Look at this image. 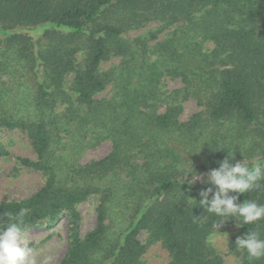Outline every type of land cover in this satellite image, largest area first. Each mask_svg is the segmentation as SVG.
Listing matches in <instances>:
<instances>
[{"label": "trees", "instance_id": "trees-1", "mask_svg": "<svg viewBox=\"0 0 264 264\" xmlns=\"http://www.w3.org/2000/svg\"><path fill=\"white\" fill-rule=\"evenodd\" d=\"M168 80L182 86L166 90ZM191 99L201 111L183 121ZM2 130L27 135L37 159L18 161L46 182L0 204V222L18 218L27 231L65 219L60 264H146L155 244L167 264H225L211 239L231 228L228 253L264 264L234 245L247 231L264 238V220L230 219L218 231L220 218L198 203L212 185L182 177L186 155L199 174L228 150L233 164L259 157L253 164L264 165V0H0ZM106 141L108 156L81 163ZM8 154L0 144V157ZM260 183L238 203L264 204ZM93 195L97 225L82 237L78 206Z\"/></svg>", "mask_w": 264, "mask_h": 264}, {"label": "rangeland", "instance_id": "rangeland-1", "mask_svg": "<svg viewBox=\"0 0 264 264\" xmlns=\"http://www.w3.org/2000/svg\"><path fill=\"white\" fill-rule=\"evenodd\" d=\"M158 24H151L147 28L131 33L132 37L140 36L147 33V30L156 29ZM168 32L161 33L153 43L164 39ZM113 64H118V60L106 63L107 69ZM166 90L180 88V81L168 80L164 83ZM201 107L191 99L184 103V112L181 116L183 121H188L192 116L199 113ZM0 144L9 152L8 156L0 157V204L11 201H23L33 196L45 185L46 178L40 173L30 168L22 166L18 158H28L36 160L37 156L27 135L19 130H2L0 131ZM112 143L103 142L98 147L86 151L81 163L87 164L93 160H100L110 154ZM258 158L248 160L255 163ZM207 171H203L201 179L206 178ZM196 182H201L197 180ZM100 204L98 195L91 196L87 201L79 204L78 210L82 216L81 235L85 237L93 231L97 225V208ZM238 228H231L227 231L219 232L211 239V244L223 255L225 264H240V260L228 253L229 237L237 231ZM25 237L31 255L34 257V264H60L66 256L69 246L68 239V222L61 219L52 226L47 223H41L36 227L30 228L25 232ZM140 240L146 244L147 233L140 234ZM144 259L146 264H167L169 262V253L161 244H155L149 247Z\"/></svg>", "mask_w": 264, "mask_h": 264}, {"label": "clouds", "instance_id": "clouds-1", "mask_svg": "<svg viewBox=\"0 0 264 264\" xmlns=\"http://www.w3.org/2000/svg\"><path fill=\"white\" fill-rule=\"evenodd\" d=\"M213 148L225 149L219 146ZM186 156L184 157L186 167L182 177L186 179L191 175V179L188 180L190 185L197 180L212 185L200 190L201 199L198 203L204 212L220 218L214 225L218 231L230 219L236 220L238 225H250L264 220V204L253 200L238 203L241 194L261 187L260 182L264 181V165L253 164L245 158L233 164L230 161L235 159V153L228 150V155L217 161L219 167L204 174L206 179L202 180L201 174L195 172L192 163L188 165L190 160H186ZM26 212V209H22L20 216ZM25 232L26 226L21 219L12 218L0 222V264H34ZM234 245L250 258H264V238H261L258 232L247 231L243 236L236 238Z\"/></svg>", "mask_w": 264, "mask_h": 264}]
</instances>
